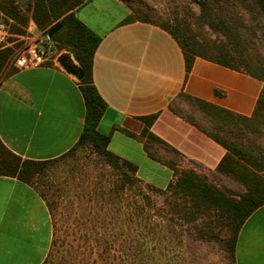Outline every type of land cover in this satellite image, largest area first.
Returning a JSON list of instances; mask_svg holds the SVG:
<instances>
[{
  "label": "crops",
  "instance_id": "1",
  "mask_svg": "<svg viewBox=\"0 0 264 264\" xmlns=\"http://www.w3.org/2000/svg\"><path fill=\"white\" fill-rule=\"evenodd\" d=\"M76 15L101 37L93 81L107 104L98 129L110 135L108 149L136 164L137 175L159 188L168 187L175 173L148 146L147 128L164 151L173 150L198 169L215 170L227 148L176 102L185 96L251 116L263 81L203 57L188 71L175 36L157 22L137 18L125 0H87ZM57 58L25 69L9 63L0 76V139L25 159L60 157L84 131L81 81ZM153 115L148 127L143 117ZM53 239V217L38 188L0 175V264H44ZM236 264H264V204L239 232Z\"/></svg>",
  "mask_w": 264,
  "mask_h": 264
},
{
  "label": "trees",
  "instance_id": "2",
  "mask_svg": "<svg viewBox=\"0 0 264 264\" xmlns=\"http://www.w3.org/2000/svg\"><path fill=\"white\" fill-rule=\"evenodd\" d=\"M85 1L87 0H31L29 4L33 7L31 17L41 29H46L47 34L57 23L63 24L61 30L54 34L51 39L56 42V48L71 50L79 63V67L84 71V78L80 85L86 102L85 127L78 143L67 153H70L79 144L91 143L96 152L105 158L111 167L117 169L119 176L115 187L109 189L108 192H101V195L105 196L103 201L107 200V202L101 203L100 209L109 207L111 200L116 202L112 194L115 196L124 190L132 192L129 194L128 252L123 256H118L114 253L117 251L113 246L114 240L111 242L104 241L103 246H100V249L103 248L97 251L100 257H103L102 264H112L116 259H120L118 264H162L163 252L169 248L167 245L163 246V241L169 240L170 242L172 239V241L182 242L184 232L187 236L192 237L195 231L200 237H204V234L212 236L223 233L222 249L231 255L236 264V245L239 232L248 217L264 204V151L259 152L240 143L230 142L204 127L227 148V153L212 172L213 176L217 173L228 178L236 184L235 186H239L238 192L194 168L180 170L175 162L164 161L175 173L174 179L168 187L159 188L141 179L137 175V165L110 151L108 149L110 135L102 133L98 129V124L107 106L93 81V60L101 37L76 15V10ZM214 1L220 6L221 15L225 11L222 9L225 8L226 2L231 3L233 7L239 6L245 10H255L257 27L263 28L262 39H264V0ZM200 5L203 21L197 22V26L204 25V18L211 14L208 10V0H203ZM16 9L11 7L7 13L19 24L26 25L29 16ZM234 15L240 21V25H244L243 15L238 14V12H235ZM217 17L220 18L223 25H228L220 15ZM56 20L59 21L54 23ZM211 25H214V22ZM162 26L169 30L183 47L188 71L195 58L203 57L245 71L263 81V88L256 109L251 116L239 115L202 100L193 99L203 108L208 107L217 112L219 116H215L214 119H219L223 114V127L228 125L232 130H242L241 122H248V124L253 122L257 128L264 120V65L258 51L254 50L248 43H246V49L239 52V50H234L237 48L231 45V41L226 45L223 42L210 44L193 41L181 21L171 27ZM13 31L24 34V30L16 23L13 25ZM237 47H239L238 43ZM11 51L9 48L0 46V76L9 60ZM143 119L150 127L155 116H147ZM238 124L240 125L238 126ZM145 134L148 135V139L162 143L148 128L145 129ZM57 158L50 160L25 159L5 146L0 139V175L15 176L36 186L46 200L51 214L52 207L37 183H39L41 175L46 174L48 165ZM140 183H145L149 189L163 196V206L150 202V197H147L146 194L142 198L138 196L135 187ZM110 209L112 208L107 209L108 213H110ZM164 215L167 216L166 224L162 223L161 217ZM101 223L102 226L109 225L105 218ZM177 226H179V230H177ZM55 235L54 230L53 243L44 264L47 262L60 264L56 255L62 253L65 243ZM81 243H84V240H81ZM91 246L93 249L95 244L91 243ZM98 259L97 255L93 260H90L89 264H98Z\"/></svg>",
  "mask_w": 264,
  "mask_h": 264
},
{
  "label": "rangeland",
  "instance_id": "3",
  "mask_svg": "<svg viewBox=\"0 0 264 264\" xmlns=\"http://www.w3.org/2000/svg\"><path fill=\"white\" fill-rule=\"evenodd\" d=\"M30 1L0 0V21L6 22L9 26L7 42L4 45L0 44V46L3 45V48L12 50L7 64L11 62L12 57L19 48L37 39H43L47 35L46 29H41L31 17L33 7L30 6ZM202 1L125 0L137 18L148 19L168 27L181 21L193 41L208 42L210 44L223 42L225 45L231 41V45L237 48L234 50H239V52L244 51L247 47L246 43H248L254 50L258 51L264 65L263 28L261 26L257 27L256 11L245 10L239 6L233 7L231 3L226 2L225 8L222 9V11H225L221 15L220 6L214 0H208V10L211 14L204 18V25L197 26V22L201 23L203 21L200 5ZM233 1L230 0V2ZM11 7L17 8L16 10H21L20 13L29 16L26 25L19 24L7 13V10ZM235 12L243 15L244 25H240V21L235 18V15L233 16ZM219 15L228 25L221 23L220 18L217 17ZM199 19L201 20L199 21ZM58 21L56 20L54 23ZM212 22H214V25H211ZM15 23L20 25L24 30V34L13 31ZM50 40L54 44L56 43L54 40ZM12 42L13 44H10ZM237 43L239 47H237ZM57 52L60 55L71 53L75 57L73 52L67 48L57 47ZM176 103L183 112L197 117V120L204 127L222 138L230 142L240 143L252 150L264 151V120L257 128L253 125V122L250 124L241 122L242 130H232L228 125L223 127V114L219 119H214L219 114L211 108H203L197 102L185 96H181ZM148 142V146L153 149L155 155L159 156L160 154L165 158L163 161L175 162L180 170L194 168L198 172L210 176L211 179H216V181L231 190L239 191V186H235L236 184L228 178L217 173L213 176L212 172L214 170L198 169L172 150L164 151L163 149L167 148L162 143L153 139H148ZM118 176L117 169L111 167L105 158L96 152L91 143L79 144L70 153L58 157L48 165L46 174L41 175L37 186L43 191L52 207L55 237L65 243L62 253L56 255L60 264H89L90 260H93L97 255L99 258L98 264H102L103 257H100L97 251L100 246H103L102 243L107 240L110 242L114 240L113 246L117 249L114 252L116 255L123 256L128 252L129 194L132 192L124 190L118 195L115 194L116 197L112 194L117 203L115 200H111L109 207L100 209V204L107 202V200L103 201L105 196H102L101 192H108L109 189L115 187ZM135 189H137L138 196L141 198L146 194L147 197H150V202L163 206L164 197L149 189L145 183L136 185ZM110 207L113 210L110 209V213H108L107 209ZM103 218L107 219L108 226H102L101 221ZM161 218L162 223L166 224L167 216L164 215ZM177 230H179V226H177ZM223 236V233H217V235L212 236L204 234V237H200L195 231L192 237H189L184 232L182 242L172 241V239L170 242L169 240L163 241V246L167 245L169 248L163 252L161 262L162 264H235L231 255L222 249ZM81 240H84V243H81ZM91 243L95 244L93 249H91ZM119 260L116 259L112 264H118ZM45 264L51 263L47 262Z\"/></svg>",
  "mask_w": 264,
  "mask_h": 264
},
{
  "label": "built area",
  "instance_id": "4",
  "mask_svg": "<svg viewBox=\"0 0 264 264\" xmlns=\"http://www.w3.org/2000/svg\"><path fill=\"white\" fill-rule=\"evenodd\" d=\"M9 26L0 21V44L7 42ZM59 57L54 42H51L48 34L43 39H37L26 46L19 48L11 59L10 65L15 69H25L46 65L51 58ZM58 60V58L56 59Z\"/></svg>",
  "mask_w": 264,
  "mask_h": 264
},
{
  "label": "water",
  "instance_id": "5",
  "mask_svg": "<svg viewBox=\"0 0 264 264\" xmlns=\"http://www.w3.org/2000/svg\"><path fill=\"white\" fill-rule=\"evenodd\" d=\"M62 27L63 24L61 22L52 27L48 32L49 38L51 39L54 34L61 30ZM58 61L69 74L74 75L79 81H82L84 78V71L81 67H79V64L76 62L75 57H73L71 53L61 54L58 57Z\"/></svg>",
  "mask_w": 264,
  "mask_h": 264
}]
</instances>
